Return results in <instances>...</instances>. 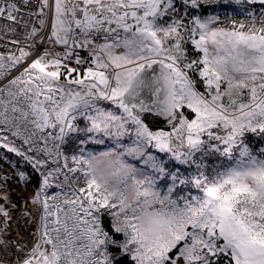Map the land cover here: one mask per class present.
Instances as JSON below:
<instances>
[{"label": "snow or ice", "instance_id": "6c2138e0", "mask_svg": "<svg viewBox=\"0 0 264 264\" xmlns=\"http://www.w3.org/2000/svg\"><path fill=\"white\" fill-rule=\"evenodd\" d=\"M0 264H264V0H0Z\"/></svg>", "mask_w": 264, "mask_h": 264}, {"label": "built area", "instance_id": "2783aa9c", "mask_svg": "<svg viewBox=\"0 0 264 264\" xmlns=\"http://www.w3.org/2000/svg\"><path fill=\"white\" fill-rule=\"evenodd\" d=\"M259 27V26H258ZM257 30H258V28H257Z\"/></svg>", "mask_w": 264, "mask_h": 264}]
</instances>
